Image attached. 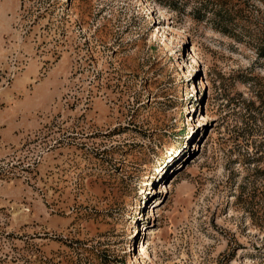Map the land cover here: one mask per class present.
<instances>
[{
    "label": "rangeland",
    "instance_id": "1",
    "mask_svg": "<svg viewBox=\"0 0 264 264\" xmlns=\"http://www.w3.org/2000/svg\"><path fill=\"white\" fill-rule=\"evenodd\" d=\"M0 264H264V0H0Z\"/></svg>",
    "mask_w": 264,
    "mask_h": 264
},
{
    "label": "bare ground",
    "instance_id": "2",
    "mask_svg": "<svg viewBox=\"0 0 264 264\" xmlns=\"http://www.w3.org/2000/svg\"><path fill=\"white\" fill-rule=\"evenodd\" d=\"M171 187V186H170ZM167 188V185H166V187H165V189ZM142 251H143V249H142Z\"/></svg>",
    "mask_w": 264,
    "mask_h": 264
}]
</instances>
